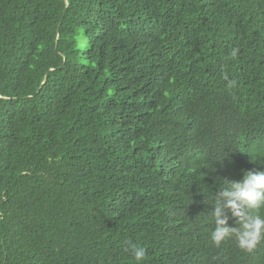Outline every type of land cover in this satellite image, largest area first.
Returning a JSON list of instances; mask_svg holds the SVG:
<instances>
[{
	"label": "trees",
	"instance_id": "1",
	"mask_svg": "<svg viewBox=\"0 0 264 264\" xmlns=\"http://www.w3.org/2000/svg\"><path fill=\"white\" fill-rule=\"evenodd\" d=\"M254 146L264 0H0V264H264L210 239Z\"/></svg>",
	"mask_w": 264,
	"mask_h": 264
},
{
	"label": "clouds",
	"instance_id": "2",
	"mask_svg": "<svg viewBox=\"0 0 264 264\" xmlns=\"http://www.w3.org/2000/svg\"><path fill=\"white\" fill-rule=\"evenodd\" d=\"M238 51L233 49L231 55L235 57ZM223 79L229 88L235 87L236 81L227 75ZM252 151L264 160V146H254ZM212 196L213 211L208 215L214 222L210 236L213 244L219 247L231 239L240 250L253 253L264 243V172L244 171L240 181L220 183ZM229 214L236 220L235 227L229 226ZM128 244L134 260L141 264L146 259V248Z\"/></svg>",
	"mask_w": 264,
	"mask_h": 264
}]
</instances>
